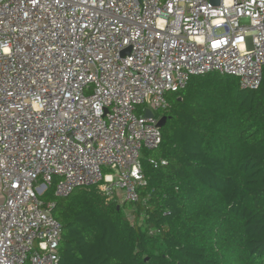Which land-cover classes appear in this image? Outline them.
Here are the masks:
<instances>
[{
	"label": "built area",
	"instance_id": "1",
	"mask_svg": "<svg viewBox=\"0 0 264 264\" xmlns=\"http://www.w3.org/2000/svg\"><path fill=\"white\" fill-rule=\"evenodd\" d=\"M212 72L261 86L264 0H0V264H59L49 191L138 201L156 112Z\"/></svg>",
	"mask_w": 264,
	"mask_h": 264
},
{
	"label": "trees",
	"instance_id": "2",
	"mask_svg": "<svg viewBox=\"0 0 264 264\" xmlns=\"http://www.w3.org/2000/svg\"><path fill=\"white\" fill-rule=\"evenodd\" d=\"M166 98L138 201L95 186L43 197L62 226L59 264H264V76L244 90L234 76L197 75Z\"/></svg>",
	"mask_w": 264,
	"mask_h": 264
},
{
	"label": "water",
	"instance_id": "3",
	"mask_svg": "<svg viewBox=\"0 0 264 264\" xmlns=\"http://www.w3.org/2000/svg\"><path fill=\"white\" fill-rule=\"evenodd\" d=\"M141 2V0H139ZM221 0H211V2L214 4V5H218L220 3ZM131 51V48H127L125 51L122 52V55H125V54H129ZM145 116H148V117H153L154 114L151 110H147L146 113H145ZM166 116H162L159 120V126L162 127L165 122H166Z\"/></svg>",
	"mask_w": 264,
	"mask_h": 264
},
{
	"label": "crops",
	"instance_id": "4",
	"mask_svg": "<svg viewBox=\"0 0 264 264\" xmlns=\"http://www.w3.org/2000/svg\"><path fill=\"white\" fill-rule=\"evenodd\" d=\"M3 200V196L0 194V201H2Z\"/></svg>",
	"mask_w": 264,
	"mask_h": 264
}]
</instances>
